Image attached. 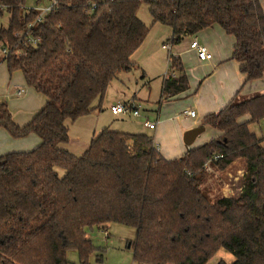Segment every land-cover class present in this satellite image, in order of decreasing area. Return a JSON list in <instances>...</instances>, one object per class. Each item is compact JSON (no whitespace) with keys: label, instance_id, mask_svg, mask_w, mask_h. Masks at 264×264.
<instances>
[{"label":"trees","instance_id":"trees-1","mask_svg":"<svg viewBox=\"0 0 264 264\" xmlns=\"http://www.w3.org/2000/svg\"><path fill=\"white\" fill-rule=\"evenodd\" d=\"M25 1L0 0V15L9 13L0 64L21 71L47 101L25 125L0 102V128L41 138L31 150L0 155V264H70V250L92 264L98 248L86 227L113 222L135 228L136 264H207L221 249L231 264H264V135L250 127L264 119V92L239 93L204 116L200 125L221 134L180 158L163 157L150 135L109 127L80 155L63 146L67 121L100 109L113 80L136 67L132 55L150 31L138 16L142 3L154 23L172 29L173 45L220 25L252 81L264 76V0H56L41 21ZM170 60L175 76H165L160 103L190 88L182 59ZM237 161L245 174L227 196L217 173Z\"/></svg>","mask_w":264,"mask_h":264},{"label":"crops","instance_id":"crops-1","mask_svg":"<svg viewBox=\"0 0 264 264\" xmlns=\"http://www.w3.org/2000/svg\"><path fill=\"white\" fill-rule=\"evenodd\" d=\"M158 25L161 28H157L156 33H163L161 38L169 36L170 40L172 29L164 24L159 23ZM194 36H197L199 41L212 53L211 59L200 60L196 51L190 48ZM152 43H154L152 38L147 36L143 44L132 55L136 67L131 71L120 73L116 78H120L121 85H126L128 89L130 88L126 83H130L134 79H141L147 87L135 90L128 99L117 98L109 101L106 105L104 99L100 109L75 120H68L70 140L63 145L64 147L76 155L82 154L89 147L92 138L103 128L109 127V119L106 114L121 116L113 114L110 106L120 101L138 105L136 99L139 98L143 89H147V93H145L147 103L150 105L159 103L157 118L151 120L150 115L140 114L137 116L140 118L138 126L133 125L127 130H138V133L150 135L163 157L167 159L180 158L189 149L183 139L186 130L199 126L204 116L221 110L239 93L250 95L264 92V76L260 79L246 81L245 75L240 71L239 63L232 59L234 36L227 34L220 25L213 24L196 35L186 37L180 44L173 45L172 52L182 59L189 77L190 88L176 97L160 103L163 81L169 71V52L163 48L165 41L162 42L161 49L159 48L160 55L157 53L159 49H155L158 47L159 41H157L156 47ZM164 49L168 52L167 62ZM126 93H124L125 96H127ZM4 101L7 102L14 121L19 125H25L46 103L47 98L37 92L34 87L26 84L21 71L11 73L6 63L3 62L0 64V102ZM191 110L195 112L194 116L187 113ZM248 119L249 116H244L242 121ZM147 120L153 121L156 124L155 128L146 127L144 122ZM119 131L122 130L119 129ZM149 131L152 133H148ZM206 131H209L211 139L221 134L220 131L210 126H206ZM211 139L205 137L199 142L195 141L193 147ZM40 143L41 138L35 133L26 137L14 138L6 129L0 128V155L10 151L31 150ZM98 227L101 228V226ZM107 227L102 228L106 230ZM87 236L93 241L90 233L87 232ZM127 248H131L129 244ZM95 253L98 255V260L105 259L103 252L96 251ZM221 253L222 249L207 264H217L220 259H224L227 264L234 261L235 258L231 253L227 257ZM132 262L136 264L134 259Z\"/></svg>","mask_w":264,"mask_h":264},{"label":"rangeland","instance_id":"rangeland-1","mask_svg":"<svg viewBox=\"0 0 264 264\" xmlns=\"http://www.w3.org/2000/svg\"><path fill=\"white\" fill-rule=\"evenodd\" d=\"M51 4V0H26L25 6L27 8L36 7V6H48ZM138 16L140 19H142L149 27L150 31L148 34V38H152V44L156 47L157 41L158 47L155 49H161L162 42L169 41V36L166 38L163 37V33H156L159 23H154L150 10H149V4L146 2L142 3L138 9ZM9 20V13L5 12L3 15H0V27H6L8 25ZM161 24V23H160ZM162 30V29H160ZM174 48V46H173ZM154 49V50H155ZM158 50L157 53L160 55L161 50ZM163 50V49H162ZM165 50V49H164ZM167 50V49H166ZM163 51L165 53L166 62L168 55L167 51ZM163 54V53H162ZM175 55V54H174ZM169 60V58H168ZM134 79V78H133ZM130 89L126 87V85H121V80L114 79L113 82L108 87L107 93L105 95V105L109 101H113L117 98L121 99H128L131 97V94L134 93V91H138L139 89L143 87H147L145 82H143L141 79H134L131 80L130 83H126ZM147 89H143L142 93L139 95V98H137L138 107L140 110L141 115H150L151 120H155L157 118V114L159 111V103H154V105H150L147 103L146 99L147 96L145 95ZM155 90V89H154ZM127 92V93H126ZM126 93L127 96L124 95ZM243 95V94H241ZM154 96V93L152 94V97ZM149 100V99H148ZM152 100V98H151ZM150 101V100H149ZM98 110V109H97ZM106 111V108H105ZM109 119V127L111 129L116 130H122L129 133H138V130H127L128 127H133V125L138 126V122L140 118L134 117L132 115H121V116H114L110 113V115H107ZM153 122V121H152ZM120 127V128H119ZM251 129L255 131L258 135H264V119H262L259 123H252L250 125ZM132 129V128H130ZM131 131V132H130ZM148 133H152V131H149ZM70 134V133H69ZM209 131H204L201 135L198 136L197 142L201 141L203 138L209 136ZM215 138V137H213ZM58 172L60 175H63L64 170L62 168H58ZM245 174V168L244 164L240 161H237L236 164L229 168L224 173H217V175H220V177L225 181V185L223 187V194L230 196L237 192L238 184ZM106 230H104L102 227H98L97 225L92 227H86V231L90 233L93 239L94 245L98 248L97 250L104 253V260H98L97 254L94 252L92 256V264H133V251L131 248H127V245L135 238L136 230L135 228L121 224V223H108ZM221 255H224L225 257L229 256V252L222 249ZM231 256V255H230ZM68 260L70 261V264H80L78 253L75 250H70L68 252Z\"/></svg>","mask_w":264,"mask_h":264},{"label":"built area","instance_id":"built-area-1","mask_svg":"<svg viewBox=\"0 0 264 264\" xmlns=\"http://www.w3.org/2000/svg\"><path fill=\"white\" fill-rule=\"evenodd\" d=\"M56 3V0H52L51 1V4L46 6H36L34 7L35 9H37L39 11V15L37 16V19L36 21H41L44 16L50 11L52 10L53 8V5ZM1 8V7H0ZM33 26V23H30L28 25V29L30 30ZM17 36H21L23 35V32H18L16 33ZM37 39L36 38H27L26 39V43H33V44H36L37 43ZM172 47H173V44L172 42L169 40L167 42H165L163 44V48L167 49L169 51V66H170V63H171V60H170V57L171 55H174V53L172 52ZM190 48L195 50L196 53H197V56L200 60H209L212 58V53L209 51V49L204 45L202 44L200 41H199V38L197 36H194V38L192 39L191 43H190ZM2 52L3 54H7L9 53V49L7 47L3 48L2 49ZM17 53L18 50H17ZM168 74H171L172 76H175V72L173 71H169L167 72ZM20 93V91H19ZM110 110L113 114L115 115H132L134 117H137L140 115V110H139V107L135 104H131V103H128V102H116L114 104H112L110 106ZM190 116H194L195 115V112L193 110L187 112ZM144 125L146 127H149V128H155L156 124L154 122H151L149 120L145 121L144 122ZM157 149L159 150L158 146H157Z\"/></svg>","mask_w":264,"mask_h":264},{"label":"water","instance_id":"water-1","mask_svg":"<svg viewBox=\"0 0 264 264\" xmlns=\"http://www.w3.org/2000/svg\"><path fill=\"white\" fill-rule=\"evenodd\" d=\"M205 130H206V126H202V125L186 130L183 135L184 143L186 144V146L188 148L193 147L198 136L201 135Z\"/></svg>","mask_w":264,"mask_h":264}]
</instances>
